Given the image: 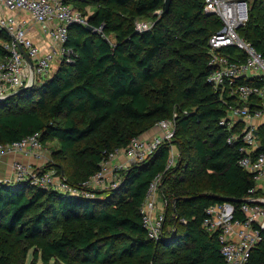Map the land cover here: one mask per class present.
<instances>
[{
	"label": "trees",
	"instance_id": "obj_1",
	"mask_svg": "<svg viewBox=\"0 0 264 264\" xmlns=\"http://www.w3.org/2000/svg\"><path fill=\"white\" fill-rule=\"evenodd\" d=\"M66 1L93 29L71 26V59L52 77L0 100V144L35 133L46 145L57 140L53 166L79 184L109 153L152 134L176 112L175 138L125 170L120 186L93 198L0 182V264H27L30 254V264H225L217 234L202 227L206 209L230 198L243 218L241 205L257 181L240 166L238 144L227 142L220 125L227 105L207 82L209 38L222 20L204 11L205 0H171L169 9L166 0ZM90 5L96 8L87 14ZM142 19H154L152 27L138 31ZM239 33L264 55V0H250ZM5 38L0 30V41ZM259 137L264 147V121ZM174 145L177 162L161 185L163 236L154 241L141 207ZM262 233L249 264L264 263Z\"/></svg>",
	"mask_w": 264,
	"mask_h": 264
},
{
	"label": "built area",
	"instance_id": "obj_2",
	"mask_svg": "<svg viewBox=\"0 0 264 264\" xmlns=\"http://www.w3.org/2000/svg\"><path fill=\"white\" fill-rule=\"evenodd\" d=\"M204 11L222 20V26L209 38L210 73L207 77V82L227 105L220 125L229 133L227 142L238 144L242 153L240 166L252 173L257 182L264 181V147L259 137V128L264 121V55L239 33L249 21L250 0H205ZM36 25L41 26L49 38L46 47L34 38ZM74 25L89 26V21L82 11L66 0H0V30L9 36L0 41L3 48L0 53V100L47 78L60 55L64 60L71 59L73 50L66 43ZM151 27L147 22L137 23L138 31ZM241 78H252L260 83L242 82ZM226 96L233 97V103ZM176 129L175 112L172 117L157 123L155 133L135 136L129 145L109 153L100 170L79 184L70 183L67 176L53 166V151L49 152L40 135L35 133L0 144V159L8 153H20L41 161L35 166L15 161L13 176L5 181H27L34 186L93 198L100 191L120 186L121 172L132 164L149 161L165 142L174 140ZM176 160L177 153L172 147L165 171L155 175L141 207L144 226L154 241L162 238L166 219L161 185L165 172L175 166ZM257 190L258 186L252 188L243 201L240 208L243 218L235 216L231 201L217 202L206 209L202 227L217 234L225 264H249L251 251L263 239L264 193L256 194ZM160 200L164 205L162 210L158 208ZM180 221L187 222L185 219Z\"/></svg>",
	"mask_w": 264,
	"mask_h": 264
},
{
	"label": "crops",
	"instance_id": "obj_3",
	"mask_svg": "<svg viewBox=\"0 0 264 264\" xmlns=\"http://www.w3.org/2000/svg\"><path fill=\"white\" fill-rule=\"evenodd\" d=\"M34 38L37 42H39L42 46L46 47L49 42H48V38L47 36L43 33L42 30H38L37 28H35L34 31ZM156 131V130H155ZM154 130H152L151 132H155ZM52 143V142H50ZM45 147L49 150V152L53 149L51 148V146L49 145V143L46 145ZM177 147L176 145L173 146V149ZM176 151V150H175ZM177 156H178V148H177ZM53 158V156H52ZM24 161L26 163H30L32 165H39L41 164L40 160H37L34 157L31 156H25L23 154L20 153H8L5 154L3 156H1L0 159V179H11V177L13 176V166H14V162L15 161ZM257 186H258V190H261L262 193H264V181H259L257 182Z\"/></svg>",
	"mask_w": 264,
	"mask_h": 264
},
{
	"label": "rangeland",
	"instance_id": "obj_4",
	"mask_svg": "<svg viewBox=\"0 0 264 264\" xmlns=\"http://www.w3.org/2000/svg\"><path fill=\"white\" fill-rule=\"evenodd\" d=\"M95 8H96V6H94V5H90V6H88V7H87V14H88V13H91ZM160 13H161V11L157 12L156 14H157V15H161ZM139 22H147V23H149V24L152 25V24L154 23V19H153V20H152V19H142V20H140ZM35 28H37L38 30H42V31H43V29H42L41 26H39V25H36ZM73 33H74V31H73ZM47 38H48V37H47ZM110 38H111L112 40L114 39V38H113V34H110ZM48 42H49V38H48ZM63 62H64V58H63L62 55H60V57L58 58V60L54 62V64H53V69H52L51 72L49 73V76H48V77H52V75L55 74V73L58 71V69H59L60 66L63 64ZM48 77H47V78H48ZM47 78L40 79L38 82L40 83V82L46 80ZM23 89H26V88H22L21 90H23ZM49 145L51 146L52 149H57V150L59 149V143H58L57 140L52 141V143H49ZM174 149H175L176 152H177V147H175ZM121 174H122V175H121V178H122V177H123V173L121 172ZM5 180H6V179H5ZM5 180H4V179H0L1 182H2V181H5ZM163 206H164V205H163L162 201L160 200V201L158 202V208H159V210H162V209H163ZM171 218H172V213H171V214L169 213V219H168L169 224L167 225L168 227H169V226L171 227ZM177 218H178V217H177ZM31 257H32V255L30 254L29 259H28V261H27V264H30ZM38 262H39V264H42V261H41V260H39Z\"/></svg>",
	"mask_w": 264,
	"mask_h": 264
},
{
	"label": "water",
	"instance_id": "obj_5",
	"mask_svg": "<svg viewBox=\"0 0 264 264\" xmlns=\"http://www.w3.org/2000/svg\"><path fill=\"white\" fill-rule=\"evenodd\" d=\"M170 3H171V0H166L165 4H166V9H169V6H170ZM87 28L89 30H92L93 27L91 25L87 26ZM20 49L22 50V52L24 53L26 59L32 64V61L30 59V57L28 56V54L26 53V51L24 50V48L21 46ZM1 182V181H0ZM224 201H233L232 199L230 198H224ZM245 201V200H244Z\"/></svg>",
	"mask_w": 264,
	"mask_h": 264
}]
</instances>
